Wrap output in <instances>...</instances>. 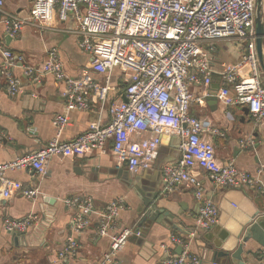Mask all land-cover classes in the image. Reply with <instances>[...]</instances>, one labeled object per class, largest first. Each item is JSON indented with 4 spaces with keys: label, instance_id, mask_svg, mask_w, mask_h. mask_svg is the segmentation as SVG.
<instances>
[{
    "label": "built area",
    "instance_id": "2783aa9c",
    "mask_svg": "<svg viewBox=\"0 0 264 264\" xmlns=\"http://www.w3.org/2000/svg\"><path fill=\"white\" fill-rule=\"evenodd\" d=\"M257 0H33L28 17H20L3 8L2 22L12 38L19 37L29 22L48 25L57 15L65 21L72 14L74 33L82 51L89 55L88 67L98 77L84 74L72 77L64 68L59 51H48L45 61L25 72L34 82L52 74L62 81V95L67 110L92 108L95 94L101 108L108 106L110 120L90 124L88 130L71 141L59 136L69 123L67 114L57 115L54 124L58 135L39 150L0 164V196L9 198L16 193L37 200L39 187H25L9 172L30 170L38 180L48 176L54 157H83L89 152L104 153L107 143L117 162L131 174L153 167L159 158L162 137L176 135L180 139L182 157L162 168L163 193L173 192L179 184L193 187L200 208L196 218L199 228L210 230L219 223V208L207 197L204 184L196 172H207L215 188H246L258 186L264 195V181L247 171L239 170L235 160L219 161L209 136H224V131L204 117L190 113L194 96L190 86L212 82L210 53L219 40H234L245 49L240 61L228 63L221 72L225 85L233 88L234 104L249 108L256 126H264L263 71L257 57L255 12ZM0 74L10 95L22 93V81L15 75L14 53L0 43ZM249 68L248 75L241 70ZM115 69L125 74V90L117 96L118 87L112 83ZM201 100V98H197ZM210 138V139H209ZM241 145H253L252 139ZM74 211L71 230H85L93 214L98 215V234L111 239L108 252L97 264H109L135 234L133 228H119V216L126 208L123 198L109 202L103 208L95 206L91 196L76 195L62 199ZM38 221L27 217L4 219L10 233L26 232ZM183 251L171 253L165 244V256L158 264H200V257L191 253L186 242L172 236ZM78 242L70 237L60 253L76 254ZM264 262V254L262 256Z\"/></svg>",
    "mask_w": 264,
    "mask_h": 264
},
{
    "label": "crops",
    "instance_id": "0c3cea01",
    "mask_svg": "<svg viewBox=\"0 0 264 264\" xmlns=\"http://www.w3.org/2000/svg\"><path fill=\"white\" fill-rule=\"evenodd\" d=\"M3 1L5 10L20 17H28L33 6V0ZM75 26L72 14L65 21L56 15L48 25L27 23L20 36L12 38L2 22L0 11V43L14 53V73L21 79L23 88L22 93L10 95L6 81L0 74V164L35 152L56 138L58 130L54 118L57 115L67 114L69 117V123L59 136L62 141L77 138L99 119L104 124L109 122L108 106L101 108L95 94L91 98V109L67 110L62 95L64 82L56 80L52 74H46L40 82H34L25 73L28 67L41 65L48 51L56 48L64 68L72 77L84 74L98 77L88 67L89 55L78 45ZM244 53L245 49L234 40H219L216 43L215 50L210 53L212 82L209 85L190 86L195 98L190 113L208 119L224 131V136H209L219 161L234 159L239 170L264 181V126L255 125L248 106L232 102L236 94L221 78L225 65L240 61ZM1 59L0 56V62ZM249 71V68H244L241 75H248ZM112 76V83L119 90L116 97H122L125 74L115 69ZM211 94L218 101L209 100ZM199 97L201 100L197 99ZM248 138L252 139L253 145L243 147L241 140ZM181 157L179 137L165 134L158 160L152 168L138 174H131L125 165L117 162L111 141L107 143L104 153L93 151L83 157H54L48 167V176L43 180H38L30 170L9 172L10 177L22 181L25 187H39L40 195L34 202L22 193L9 198L0 196V264H97L109 251L111 239L98 234L97 214L90 217L88 227L79 234L71 230L74 211L62 199L76 195L91 196L97 208L123 198L126 208L119 216L120 229H135L138 226L143 200L153 194L158 195L164 207L180 214L183 224L163 215L161 223L155 220L149 222L145 236L134 237L132 234L109 264H158L166 254L163 244L171 253L183 251V246L175 244L172 236L184 240L187 249L201 259L204 237L223 230L226 223L232 220V213L246 211L251 205L264 212V195L258 186L217 189L207 172L199 168L196 172L204 184L205 194L214 200L220 212L216 227L210 230L199 228L196 218L200 204L193 187L179 184L173 192L162 191L163 166L175 163ZM223 211L228 213L222 216ZM30 214L37 216L38 221L23 235L16 237L5 229V218L20 219ZM70 237L77 240L78 251L61 259L60 253ZM263 254L264 247L251 240L243 253L244 261L246 264H264Z\"/></svg>",
    "mask_w": 264,
    "mask_h": 264
},
{
    "label": "water",
    "instance_id": "95a60500",
    "mask_svg": "<svg viewBox=\"0 0 264 264\" xmlns=\"http://www.w3.org/2000/svg\"><path fill=\"white\" fill-rule=\"evenodd\" d=\"M255 30L257 57L264 74V0H257ZM211 95L208 96L209 100L218 101L214 94ZM159 200L157 194L143 200L142 208L139 211L142 217L135 228V234L140 233V236L144 237L149 229V222L155 220L161 223L164 217L168 216L183 224L179 218L180 214L164 207ZM226 213L228 212L223 211L222 216ZM221 230L204 237L205 246L200 264H246L243 253L251 240L257 241L264 247V212L253 205L246 211H235L232 213V220L226 223L224 229ZM12 234L16 237L23 235L22 232ZM134 237L136 236L134 235Z\"/></svg>",
    "mask_w": 264,
    "mask_h": 264
},
{
    "label": "trees",
    "instance_id": "16d2710c",
    "mask_svg": "<svg viewBox=\"0 0 264 264\" xmlns=\"http://www.w3.org/2000/svg\"><path fill=\"white\" fill-rule=\"evenodd\" d=\"M123 85H124V86H123V88H124L123 90H125L126 84H123Z\"/></svg>",
    "mask_w": 264,
    "mask_h": 264
}]
</instances>
